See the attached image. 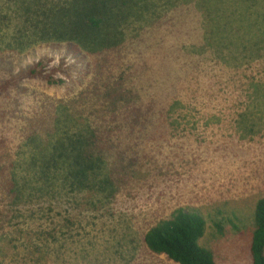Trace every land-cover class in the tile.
Here are the masks:
<instances>
[{
	"label": "rangeland",
	"instance_id": "374dc122",
	"mask_svg": "<svg viewBox=\"0 0 264 264\" xmlns=\"http://www.w3.org/2000/svg\"><path fill=\"white\" fill-rule=\"evenodd\" d=\"M30 1L0 0V77H18L40 57L78 70L68 42L22 44V18ZM162 1L160 22L146 16L136 23L122 44L124 58L110 66L131 90L125 106L134 100L133 106L144 111L125 138L106 141L118 149L125 146L123 159L114 148L117 163L125 164L133 155L147 166L146 175L137 182L117 180L111 197L59 198L49 200L51 205H38L32 197L26 211V199L2 191L11 179L12 169L5 170L0 179V264H178L149 251L143 234L155 218L186 206L203 213L206 224L199 243L212 250L215 264H252L253 210L264 195V37L260 32L256 36L253 13L262 12L258 18L264 19V0H204L203 20L202 11L188 0L181 5ZM178 10L185 28L171 26L175 19L168 12ZM237 18L250 28L238 31L230 21ZM84 75L85 82L91 80L84 98L98 106L110 81L102 74L92 79ZM67 80L66 85L46 86L37 79H20L18 86L0 93V113L12 106L18 115L7 114L3 120L0 115V143L12 146L2 145L14 154L19 185L23 117L43 103L69 101L82 89L78 84L71 89ZM115 120L123 124L127 119ZM4 160L0 169L7 165ZM117 168L115 175L121 171ZM215 208L222 210L221 229L212 222Z\"/></svg>",
	"mask_w": 264,
	"mask_h": 264
},
{
	"label": "trees",
	"instance_id": "16d2710c",
	"mask_svg": "<svg viewBox=\"0 0 264 264\" xmlns=\"http://www.w3.org/2000/svg\"><path fill=\"white\" fill-rule=\"evenodd\" d=\"M187 3L194 4L202 11V20L205 18L207 8L204 0H188ZM226 3L230 2L227 0ZM167 4L181 5V0H167ZM163 5L162 0H31L25 7L22 44L34 41L68 42L80 67L74 70L69 64H50L48 58L40 57L22 70L18 77L1 76L0 93L10 91L8 86H18L20 79H37L46 86H62L68 84L69 78L71 89L74 84L83 85L69 101L58 99L54 103H43L31 115L23 117L22 146L25 152L19 162V169L23 171L22 175L19 172L21 185L14 171V154L2 147L12 146L10 143H0V159H5L7 164L0 169V179L5 170L12 169L8 174L11 179L7 181V188L2 186L1 189L8 197L12 195L13 199L17 197L19 201L26 199L27 204L22 205L26 211L33 205L32 197L37 198L38 205L39 201L51 205L49 200L58 201L59 198L82 201L95 194L111 197L116 191L117 180L137 182L146 175L147 166L144 162H138L133 155L125 164L117 163L118 154L114 148L120 151L122 159L127 151L125 146L118 149L113 143L125 138L128 128L135 126L139 119L136 115L141 116L144 109L133 106L134 100L129 102L130 107L125 106L131 98L127 95L131 90L123 86L121 73H113L110 66L124 56L122 44L136 23L146 16L160 22ZM168 13L175 19L171 26H187H183L185 17L181 10L175 15ZM189 14L192 16L191 11ZM253 14L257 18V22L252 21L258 26L256 36L260 32V36L264 37V19L258 18L262 12L255 11ZM240 20L230 21L238 27V31L250 28L249 23H240ZM207 27L209 24L203 26V30ZM204 31L203 35H206ZM236 35L241 37L238 33ZM86 73L91 74V79L93 75L102 74L106 81H110L103 92L106 97L98 106L90 105L84 98L91 81H84ZM125 98L127 102H122ZM15 111L10 106L8 112L0 113L3 115L1 120L7 114L18 116ZM36 111L39 112L34 115ZM116 118L127 120L117 124ZM111 138H114V142L110 144L106 140ZM112 154H116V157L108 159ZM114 166L118 167L116 171L121 170L116 175ZM142 166H146L144 170H141ZM28 182L31 183L27 185ZM214 213L217 217L212 220L213 225L223 228L222 210L215 208ZM253 218L251 262L264 264V195L255 203ZM226 221L235 227L231 218ZM205 224L206 219L196 206L179 207L166 217L155 218L145 230L143 242L152 253L163 254L178 264H215L212 250L199 243Z\"/></svg>",
	"mask_w": 264,
	"mask_h": 264
},
{
	"label": "crops",
	"instance_id": "0c3cea01",
	"mask_svg": "<svg viewBox=\"0 0 264 264\" xmlns=\"http://www.w3.org/2000/svg\"><path fill=\"white\" fill-rule=\"evenodd\" d=\"M44 257H42L41 259H43ZM30 259H32V258H30ZM33 260V262H37L35 259H32ZM23 264H28V263H23Z\"/></svg>",
	"mask_w": 264,
	"mask_h": 264
}]
</instances>
